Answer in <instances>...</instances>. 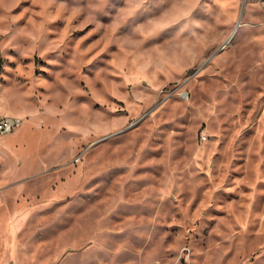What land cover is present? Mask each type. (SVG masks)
Listing matches in <instances>:
<instances>
[{
	"label": "rangeland",
	"instance_id": "rangeland-1",
	"mask_svg": "<svg viewBox=\"0 0 264 264\" xmlns=\"http://www.w3.org/2000/svg\"><path fill=\"white\" fill-rule=\"evenodd\" d=\"M0 113V264H264V0H0Z\"/></svg>",
	"mask_w": 264,
	"mask_h": 264
},
{
	"label": "built area",
	"instance_id": "built-area-1",
	"mask_svg": "<svg viewBox=\"0 0 264 264\" xmlns=\"http://www.w3.org/2000/svg\"><path fill=\"white\" fill-rule=\"evenodd\" d=\"M22 123V119L16 115L0 113V135L12 132Z\"/></svg>",
	"mask_w": 264,
	"mask_h": 264
},
{
	"label": "water",
	"instance_id": "water-1",
	"mask_svg": "<svg viewBox=\"0 0 264 264\" xmlns=\"http://www.w3.org/2000/svg\"><path fill=\"white\" fill-rule=\"evenodd\" d=\"M222 47H223V46H221L218 50L222 49ZM218 50H217V51H218Z\"/></svg>",
	"mask_w": 264,
	"mask_h": 264
}]
</instances>
